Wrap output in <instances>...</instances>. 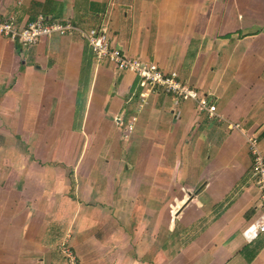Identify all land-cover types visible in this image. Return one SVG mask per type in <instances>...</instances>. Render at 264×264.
Wrapping results in <instances>:
<instances>
[{"label":"crops","instance_id":"1","mask_svg":"<svg viewBox=\"0 0 264 264\" xmlns=\"http://www.w3.org/2000/svg\"><path fill=\"white\" fill-rule=\"evenodd\" d=\"M45 1L0 0V18L26 24ZM47 1L50 20L104 29L216 115L79 36L0 35V264H66L64 242L79 264H264V232L243 235L259 211L246 135L264 153V0Z\"/></svg>","mask_w":264,"mask_h":264},{"label":"built area","instance_id":"2","mask_svg":"<svg viewBox=\"0 0 264 264\" xmlns=\"http://www.w3.org/2000/svg\"><path fill=\"white\" fill-rule=\"evenodd\" d=\"M55 33L79 36L91 47L96 60H107L121 70L134 72L139 76L147 91H160L179 99L193 100L199 110L206 112L209 116L216 115L215 105L205 94L181 81L176 72H165L152 62H143L139 58L129 57L111 46L104 29H83L71 21L50 20L44 15H38L23 25L17 24L12 18H0V35L13 40L22 47L33 46L42 37ZM140 100L143 102L144 98ZM131 129L132 126L129 125L126 131L129 132ZM246 140L253 160L251 175L259 199L257 215L243 230L245 238L252 239L264 232V153L260 150L255 137L246 135ZM60 252L65 257L66 264H79L77 255L69 244L62 243Z\"/></svg>","mask_w":264,"mask_h":264},{"label":"trees","instance_id":"3","mask_svg":"<svg viewBox=\"0 0 264 264\" xmlns=\"http://www.w3.org/2000/svg\"><path fill=\"white\" fill-rule=\"evenodd\" d=\"M50 1H45L43 3L40 2H34L32 3L33 5L40 7L41 8V12L45 15V16H52V13H54L53 11H55V7L53 5H50Z\"/></svg>","mask_w":264,"mask_h":264},{"label":"rangeland","instance_id":"4","mask_svg":"<svg viewBox=\"0 0 264 264\" xmlns=\"http://www.w3.org/2000/svg\"><path fill=\"white\" fill-rule=\"evenodd\" d=\"M40 41V40H39ZM19 45V44H18ZM20 46V45H19ZM132 132V131H131ZM131 132H130V134H131ZM252 180H253V178H252ZM255 216L257 215V212L254 214ZM255 216H253L254 218H255ZM175 217V216H174ZM254 218H252V220L254 219Z\"/></svg>","mask_w":264,"mask_h":264}]
</instances>
